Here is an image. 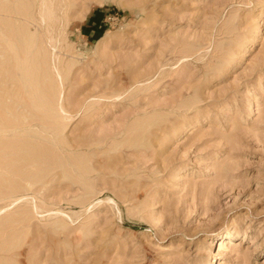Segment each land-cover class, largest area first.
Segmentation results:
<instances>
[{
	"label": "rangeland",
	"instance_id": "obj_1",
	"mask_svg": "<svg viewBox=\"0 0 264 264\" xmlns=\"http://www.w3.org/2000/svg\"><path fill=\"white\" fill-rule=\"evenodd\" d=\"M0 264H264V0H0Z\"/></svg>",
	"mask_w": 264,
	"mask_h": 264
},
{
	"label": "bare ground",
	"instance_id": "obj_2",
	"mask_svg": "<svg viewBox=\"0 0 264 264\" xmlns=\"http://www.w3.org/2000/svg\"><path fill=\"white\" fill-rule=\"evenodd\" d=\"M41 2V1H40ZM46 3V2H45ZM44 3V1H42L40 3V6H39V11H41V13L43 12V8H45L46 10H51V6H50V1H48L46 4ZM43 6V7H42ZM48 11H45V12H48ZM55 69L57 70L56 66L54 65ZM58 72V70H57ZM224 243V242H223Z\"/></svg>",
	"mask_w": 264,
	"mask_h": 264
}]
</instances>
